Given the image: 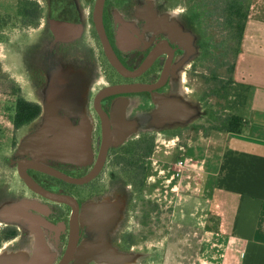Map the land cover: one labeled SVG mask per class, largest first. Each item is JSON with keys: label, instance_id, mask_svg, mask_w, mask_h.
<instances>
[{"label": "rangeland", "instance_id": "1", "mask_svg": "<svg viewBox=\"0 0 264 264\" xmlns=\"http://www.w3.org/2000/svg\"><path fill=\"white\" fill-rule=\"evenodd\" d=\"M248 1L243 0L245 5ZM50 2L22 0L20 13H8L3 11L13 5L0 0V232H15L13 238L1 243L0 264H52L57 253L55 246L59 245L50 234L32 230L30 222L9 217L8 211L21 199L17 162L33 157L66 166L76 176L86 172L79 168L88 167L80 162V154L62 153L61 145L74 151L79 147L65 138L59 139L58 134L64 129L61 118L65 116L70 120H64L72 126L80 121H91L95 126L90 98L101 78L88 52L96 49L90 43H77V47L62 49V53L54 45L49 47L47 23L35 28L36 22L50 16ZM121 2L128 13H136L135 20L145 19L149 24L138 27L118 14L116 19L145 40L169 33L180 22L189 20L191 24H184L182 29L190 34V52L175 62L172 90L155 93V107L146 114L136 112L132 104L126 107L124 121L130 135L115 130L104 171L83 193L92 198L84 202V234L77 264H84L91 256L94 260L89 264H102L97 257L105 253L89 252L86 246L90 244H104L120 255L104 264H118V260L126 264H236V253L222 231L221 208L212 195L213 180L208 167L212 150L222 146L218 140L221 131L216 127L230 113L243 114L246 106L238 103L236 95L240 87L235 76L237 41L224 28L223 10L215 0ZM157 14L161 15L159 20ZM46 53H51L57 64L65 65L64 59L70 64L57 67L42 80L37 69L48 73L52 63ZM59 77L65 83L60 84ZM19 97L36 102L41 115L17 128L13 118ZM143 134L153 135L155 147L146 161L149 175L140 195L120 172L122 164L117 163L115 152ZM179 160H187L188 166H175ZM196 161H200L199 166L191 167ZM142 199L156 206L150 219H144ZM103 201H108L106 213L94 207ZM41 248L49 251L50 257L38 263L36 253Z\"/></svg>", "mask_w": 264, "mask_h": 264}, {"label": "flooded vegetation", "instance_id": "2", "mask_svg": "<svg viewBox=\"0 0 264 264\" xmlns=\"http://www.w3.org/2000/svg\"><path fill=\"white\" fill-rule=\"evenodd\" d=\"M21 1L18 0L17 2L18 12L22 8ZM97 3L98 0H82L81 5L76 0H51L49 4L50 16H46L40 22H36L37 26L35 29H40L47 23V29L50 33L47 44L50 48L51 45L56 46L60 53H62V49L68 50L74 46L77 47V43L93 44L96 51L92 49L88 53L94 58L101 78L99 87L95 88L90 98L91 113L95 126L91 121H86L91 129L89 133L91 136L90 150L93 158L91 163L84 164L88 167L78 169L79 171L86 169L85 174L76 176L68 172L66 166L46 163L33 157L19 160L16 165L15 172L18 181L21 183V187L18 190L21 197L19 202H27L30 205L26 206L22 213L31 214L38 222L34 223L25 218L20 219L42 228L44 230L43 233L46 235L50 234L59 242V245L55 246L57 253L52 264H77L78 248L84 234L82 222L84 202L90 201L92 198L91 195L83 193L88 191L87 187L104 171L112 145L107 151L106 159L100 172L92 180L82 184L67 181L54 174L29 167L26 163L23 164L24 172L43 193L33 189L26 183L20 172V162L37 160L71 177H83L94 168L104 146V117L110 123L113 142L116 129H119L121 135L124 134L125 130L129 129L126 124L124 127L115 125L113 118L117 121L121 118L125 120L127 116L126 107L129 104H132V108H136L135 111L138 113H148L152 107L156 106V101L154 100L156 92H162L166 89L172 90V74L175 62L190 52V46L187 44L191 39L189 37L190 34L182 29L186 23L188 25L191 24L189 20L185 21V25L180 22L177 29H173L169 33H160L150 40H145L116 19V14H118L128 23L134 22L138 27L149 24L145 19L138 18L135 20L133 17L136 16V13H132V10L131 13H128L121 0H104L100 15L102 38L96 22ZM155 17L159 19L161 15L157 14ZM181 17L185 20L182 14L180 15ZM50 54L46 53L47 57L49 56L48 58L52 61L50 71L41 73V68L37 69V74L41 76L42 80L57 67L61 65L65 67L68 63L70 64V61L66 59H64L65 65L57 64L58 62L56 60L53 61ZM112 59L123 68L124 72L114 64ZM179 73L180 75L183 74L182 69H179ZM57 81L60 84L65 83L63 77H59ZM113 86L143 88L100 95L106 88ZM115 107L119 108V110L113 114ZM131 114L132 111L128 113V116ZM40 115L41 113L37 117ZM65 118L69 119L66 116ZM65 118L62 117L61 119L63 123L68 124V129H70L72 125L67 120H64ZM81 124L80 121L77 126ZM66 133L67 131H64L58 135L62 137ZM62 153L75 156L80 154L79 156L82 157L83 149L79 147L74 151L71 147H63ZM46 193L53 197L47 196ZM100 203L94 204V207L101 210L99 212L104 213V201ZM74 236L76 239L75 249L71 252L69 260L64 262ZM93 245L90 244L86 247L91 249ZM49 257L50 252L44 248H41L36 253L38 263L47 261ZM91 260H94V256H91L90 260L84 262V264H89ZM99 263L104 264L100 261Z\"/></svg>", "mask_w": 264, "mask_h": 264}, {"label": "crops", "instance_id": "3", "mask_svg": "<svg viewBox=\"0 0 264 264\" xmlns=\"http://www.w3.org/2000/svg\"><path fill=\"white\" fill-rule=\"evenodd\" d=\"M1 2L13 5L3 12H18V0ZM235 76L250 86L244 125L238 133L221 131L222 146L214 145L212 195L235 263L264 264V0H251Z\"/></svg>", "mask_w": 264, "mask_h": 264}, {"label": "trees", "instance_id": "4", "mask_svg": "<svg viewBox=\"0 0 264 264\" xmlns=\"http://www.w3.org/2000/svg\"><path fill=\"white\" fill-rule=\"evenodd\" d=\"M216 3L223 10L224 28H226L232 34V38L237 41V54L241 52V42L244 35L246 21L249 16V10L251 0L245 5L243 0H215ZM20 13V11L18 12ZM6 17H9L8 15ZM3 18L0 14V26ZM236 95L238 97V103H247V92L250 91V86L242 82H239ZM41 112V107L32 101L19 97L15 105V115L13 118L14 125L19 128L32 122ZM244 125L243 117L240 113H230L219 126L217 130L222 132L238 133L242 131ZM155 138L153 135L143 134L142 137L137 139H131L127 143L118 147L115 152L116 161L122 164L120 172L127 176V179L134 186L136 192H140L145 184V180L148 174V165L146 163L147 158L154 151ZM141 211L144 219H150L156 206L141 200ZM15 236V232L12 229H5L0 232V246L4 240L11 239Z\"/></svg>", "mask_w": 264, "mask_h": 264}, {"label": "water", "instance_id": "5", "mask_svg": "<svg viewBox=\"0 0 264 264\" xmlns=\"http://www.w3.org/2000/svg\"><path fill=\"white\" fill-rule=\"evenodd\" d=\"M104 0H98L97 3V10H96V22H97V26L99 28L100 34L103 38V32H102V26H101V21H100V15H101V9L103 6ZM113 60V59H112ZM114 64L122 71L124 72L123 68H121V66H119V64H117L114 60H113ZM143 87H130V86H113V87H109L106 88L104 91H102L100 93V95H106V94H110V93H115V92H123V91H128V90H136V89H142ZM63 128L62 131L59 132L62 133L64 131L68 130V124L67 123H63ZM103 129H104V146L100 152L98 161L96 163V165L94 166V168L87 173L86 175H84L83 177H71L69 175H66L62 172L56 171L54 169H52L50 166H48L47 164L37 161V160H28L26 162L21 161L20 162V172L22 177L25 179L26 183L32 187L33 189L42 192L40 189H38L35 185V183L30 179V177L27 176V174L24 172V169L22 168L23 164H27V166L29 167H33L36 168L38 170H42L51 174H54L62 179H65L67 181L73 182V183H78V184H82V183H86L90 180H92L101 170L105 159H106V155H107V151L109 149V147L112 145V135H111V131H110V123L108 122V120L104 117V122H103ZM60 135H59V139H60ZM63 147H68V145H61L59 147V149L62 151ZM43 193V192H42ZM45 194V193H44ZM47 196H52L50 194H47ZM53 197V196H52ZM26 206H30L29 203L27 202H19L17 203L14 207H12L9 211H8V215L11 218H25L29 221H32L34 223H37L38 221L36 220V218H34V216H32L31 214L28 213H22L23 209ZM75 243H76V239L75 236L73 237L72 243H71V248L69 250L68 255L66 256L64 262L67 260H69L70 256H71V252H73V250L75 249ZM101 252V251H99ZM97 252V253H99ZM116 253V257L119 258V254L114 251Z\"/></svg>", "mask_w": 264, "mask_h": 264}, {"label": "bare ground", "instance_id": "6", "mask_svg": "<svg viewBox=\"0 0 264 264\" xmlns=\"http://www.w3.org/2000/svg\"><path fill=\"white\" fill-rule=\"evenodd\" d=\"M159 20V19H158ZM119 110V108L115 107L114 109V113L115 114L117 111ZM121 110V109H120ZM113 122L115 125H117L118 127H124L125 122L124 119H120L119 121H117L115 118H113ZM128 135H130L129 129L125 130ZM91 132L90 127L88 126V124L86 123V121L82 122L81 125L79 126H71L70 129L67 130V133L65 135H62L61 138H65L66 142H70L71 144L78 146V147H82L83 149V154L82 157L80 159V162H83V164L88 163V161L90 160V157L92 156L91 150H90V141H91V136L89 135V133ZM64 143V142H62ZM59 145V144H57ZM57 147V146H56ZM101 204V203H99ZM98 211H101L99 209H97ZM109 210V205H108V201H104V213H106ZM31 225L32 230L36 231L38 229H40V231L44 232V230L42 228H38L36 225L29 223ZM89 250V252H99V251H103L105 254L102 255H98V259L100 262H109V260L113 261L114 259H118L115 255L116 253L114 252V250H112L109 246H106L104 244H94L93 247L87 248ZM112 257V259L110 258ZM2 258V257H0ZM118 264H126L125 262H123L122 260H118L117 262Z\"/></svg>", "mask_w": 264, "mask_h": 264}, {"label": "built area", "instance_id": "7", "mask_svg": "<svg viewBox=\"0 0 264 264\" xmlns=\"http://www.w3.org/2000/svg\"><path fill=\"white\" fill-rule=\"evenodd\" d=\"M157 151V150H156ZM199 162L200 161H196V162H194L193 164H190V166L192 167H197V166H199ZM178 166L179 168H185V167H187L188 166V164H187V160H179V161H177L176 163H175V166ZM203 165H204V161L202 160V162H201V165H200V169H203ZM172 168V166H169V169H171ZM197 170V169H196ZM198 171V170H197Z\"/></svg>", "mask_w": 264, "mask_h": 264}]
</instances>
